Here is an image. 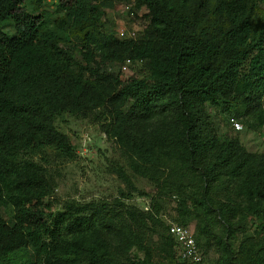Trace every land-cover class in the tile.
<instances>
[{
  "label": "trees",
  "instance_id": "16d2710c",
  "mask_svg": "<svg viewBox=\"0 0 264 264\" xmlns=\"http://www.w3.org/2000/svg\"><path fill=\"white\" fill-rule=\"evenodd\" d=\"M117 1L147 10L128 39L105 29ZM128 59L132 75L108 74ZM64 113L101 122L156 195L118 165V198L57 209L48 155L77 148ZM233 120L264 127V0H0V264H207L212 240L217 264H264V154L246 152ZM167 199L172 222H196L202 262L178 258Z\"/></svg>",
  "mask_w": 264,
  "mask_h": 264
},
{
  "label": "rangeland",
  "instance_id": "374dc122",
  "mask_svg": "<svg viewBox=\"0 0 264 264\" xmlns=\"http://www.w3.org/2000/svg\"><path fill=\"white\" fill-rule=\"evenodd\" d=\"M146 12V9L141 10L137 16L132 12V4L125 1L114 2L106 8L105 29L121 39H128L132 35L128 24L138 21L141 15ZM49 14L55 19L61 15V13H56L52 9H49ZM11 22L10 19L3 24V31L9 35L13 34L14 29L10 25ZM141 23V21L138 22V26H141ZM8 24L9 27H7ZM132 27L135 28V25H132ZM106 68L109 72L108 74H118L123 79L134 73L131 66L124 72L122 65L118 62L111 63ZM131 103L132 101L125 108V112L128 111ZM206 112L209 113L210 120L212 119L213 121L212 123L215 124V120L218 122L220 132L227 133L225 127L226 115L210 105L206 106ZM239 122L242 123L241 120ZM101 125V122L92 120L91 117H86L85 115L64 113L58 118L57 127L71 137L73 144L77 148L76 158L72 160L61 158L55 155L54 152L48 155L50 168L57 181L54 198L57 209L62 208L63 202L69 199L89 202L118 198L120 196V189L125 188V184L114 171L118 165L127 168L140 191H145L151 196L156 195L158 190L154 183L138 174H133L130 167L126 165L127 160L123 156V149H120L109 138V135L102 131ZM204 129L207 131L206 127ZM238 135L240 144L246 149L248 154H264V127L248 128L243 124V128L238 132ZM150 197L135 195L131 200H127V203L139 209L148 210L151 204ZM166 203L168 210L162 217L170 223L174 221L172 216L177 214L175 212L176 202L173 199H167ZM5 218L8 219V216L5 215ZM189 226L194 233H197L196 222L190 223ZM213 243L214 240H212L211 247H207L204 244V249L207 251V264H217L216 261L219 258L217 246Z\"/></svg>",
  "mask_w": 264,
  "mask_h": 264
},
{
  "label": "built area",
  "instance_id": "2783aa9c",
  "mask_svg": "<svg viewBox=\"0 0 264 264\" xmlns=\"http://www.w3.org/2000/svg\"><path fill=\"white\" fill-rule=\"evenodd\" d=\"M235 126L238 129L242 127L238 122H235ZM169 224L170 233L178 244V258L182 261L202 262L204 260V251L197 244L192 228L174 222H170Z\"/></svg>",
  "mask_w": 264,
  "mask_h": 264
},
{
  "label": "clouds",
  "instance_id": "9594fccd",
  "mask_svg": "<svg viewBox=\"0 0 264 264\" xmlns=\"http://www.w3.org/2000/svg\"><path fill=\"white\" fill-rule=\"evenodd\" d=\"M49 1H50V0H49ZM49 3L51 4L52 2H49ZM48 7H52V8H48ZM49 9L54 10V9H55V8H54V5L51 4V5L47 6V7L44 9L43 13L45 12V13H48V14H49ZM54 11H55V10H54ZM9 24H10V23H9ZM9 24L7 25V27H9ZM10 25L13 26L12 29L15 27L14 24H13V22H11ZM12 33H13V34L15 33V28L13 29V32H12ZM130 63H131V60L128 59V61L122 65V70H123L124 72H126V70H128V68H129V66H130ZM58 118H59V117H58ZM235 122H238V123H239L238 120H233L234 126H235ZM239 124H242V123L240 122ZM56 125H57V121H56ZM235 128H236V126H235ZM242 128H243V124H242V127H241L240 129H238V128H236V129L240 131ZM58 129H59V128H58Z\"/></svg>",
  "mask_w": 264,
  "mask_h": 264
}]
</instances>
